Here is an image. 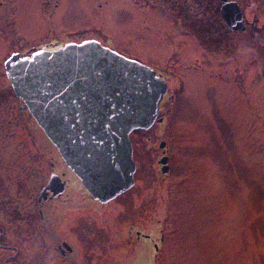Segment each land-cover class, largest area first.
Returning a JSON list of instances; mask_svg holds the SVG:
<instances>
[{
  "label": "rangeland",
  "instance_id": "374dc122",
  "mask_svg": "<svg viewBox=\"0 0 264 264\" xmlns=\"http://www.w3.org/2000/svg\"><path fill=\"white\" fill-rule=\"evenodd\" d=\"M163 1L182 15L159 0H0V112L7 110L14 129L25 127L12 142L0 140L7 207L36 200L51 175L69 174L41 128L19 111L5 68L12 54L54 40L96 41L151 67L168 86L163 120L130 136L134 186L106 204L47 202L46 229L37 231L35 213L30 225H17L30 233L26 241L7 229L22 257L49 253L48 263L64 240L88 251L89 264H264V40L238 43L221 32V49L206 48L189 24L211 12L200 15V0ZM237 1L247 20H264L258 0Z\"/></svg>",
  "mask_w": 264,
  "mask_h": 264
},
{
  "label": "water",
  "instance_id": "95a60500",
  "mask_svg": "<svg viewBox=\"0 0 264 264\" xmlns=\"http://www.w3.org/2000/svg\"><path fill=\"white\" fill-rule=\"evenodd\" d=\"M233 21L241 24L237 9ZM16 60L7 71L18 99L93 198L105 203L129 190L135 172L129 136L157 121L165 81L97 42ZM63 185L54 176L46 189L58 193Z\"/></svg>",
  "mask_w": 264,
  "mask_h": 264
},
{
  "label": "flooded vegetation",
  "instance_id": "af4514ba",
  "mask_svg": "<svg viewBox=\"0 0 264 264\" xmlns=\"http://www.w3.org/2000/svg\"><path fill=\"white\" fill-rule=\"evenodd\" d=\"M173 1H180V0H173ZM183 1V0H182ZM229 1H235L238 5V7L240 8L241 12H242V21L244 24V30L243 31H232V29L230 30L224 23L223 20L220 21L219 24L214 23V20L212 19H218L219 17L221 18V12L223 9V3L220 0H200V6H202V8L200 9V15H204L208 12H211L212 14V19H207L204 22L200 21V31H206V32H212V33H220V31L224 32V31H228L229 32V38H232V35H235L234 40L235 41H246V40H252L257 44L259 43H263L264 40V20H260L257 17V20L259 19L261 21L260 25L258 24L257 20H254V18H252L251 20H247L245 17V14L243 12V8L240 4L239 1L237 0H229ZM184 2V1H183ZM258 5L256 8V12L257 15L263 16V9H259V7L264 6V0H258ZM168 5V3H167ZM181 9L179 8L176 11L177 15L180 16L182 15L181 13ZM171 11H174L172 8H170ZM210 10V11H209ZM257 21V22H256ZM202 23H205L204 25ZM210 26H208V24H210ZM254 29H262V30H253ZM242 32H245L244 37L240 36L239 33L241 34ZM241 41V42H242ZM221 42L217 41V44L219 45ZM62 46V42L60 40H54V42H49L47 44H45L42 48V50H56L58 48H60ZM32 52H27V53H23L20 54L21 58H30L32 56ZM2 108V107H1ZM19 111L22 115L24 114H28V116L30 115L28 110L24 107V105L19 104ZM10 114L7 112V110H5V112H0V121L1 119L5 121V123L0 122V140H3L5 142H12V136L13 134H15V132L19 131L22 132L23 130H25V127L23 126H19L20 122H16L15 123V127L16 128H21L19 129H14L13 128V122L11 120V116H9ZM31 119V118H30ZM27 125V122H24ZM5 142H3L5 144ZM5 161H3L2 164H0V172H2L5 169ZM69 170V174H68V178H66L67 174L66 173H61V174H56L59 175V177L61 178V180L65 183L64 186V193H61L60 195L57 196H53L54 194L50 191V190H46L45 192V197H43V199H40L41 195V191L45 188V186L47 184H44V186L42 187L41 191L39 192V194H37L38 196L36 197V200L32 199L29 202H26L23 204L20 203H15V202H11V206H6L5 205V201H0V207H3L2 209H0V264H89V262L87 261V257L90 256L89 253H87L88 251H86V253L82 252V250L80 249H75L73 245L69 244L70 241H64L62 240L60 244H57V246L53 247V249L51 250L53 255L55 254L56 257H54L52 260H49V262L47 263V260L43 259L44 257H50L45 256V254L43 256H38L36 259L33 258V255L31 257V255H27V257L25 256H21V252L18 251L17 246H13L12 244L9 243L8 239L6 238V235L8 232V230L10 228H13L15 231H18L17 225L20 224H25L26 226L30 225L32 223V215L31 213H35L39 215V218L42 219V222H39L37 224V231L38 229H46L47 225L49 223H51V220H47L46 216H45V212L43 210V206L44 204H46L47 202H54L55 200L57 201H63L64 203H68V202H72L77 200V198L79 197L81 199L80 202H86V201H91L93 200L92 197L90 196V194L88 193V191L86 190V188L82 185V182L79 180V178L76 176V174L71 171V169ZM9 173L11 172V169L8 170ZM9 177V175L7 174L6 177H2L0 179V184H2L3 180H7ZM5 180V181H6ZM77 188V190H81V188L83 189V193L81 192L80 194H77V190H75ZM87 196L89 197L87 199ZM87 199V200H86ZM30 206V207H29ZM60 223L57 225H53V226H60L61 224V219ZM36 225V223L34 224ZM39 226V227H38ZM8 229V230H7ZM60 230V227H59ZM18 234H20L22 236V242L26 241L29 237L28 232L23 233L22 231H18ZM139 235V234H138ZM8 241V242H7ZM77 244V243H76ZM48 249H44V252L46 253ZM50 251V252H51ZM14 254H11V253ZM18 252L20 254H18ZM34 252V251H32ZM43 252V250H42ZM49 252V251H48ZM78 252V254H77ZM35 253V252H34ZM22 257L20 260L18 261L17 259L19 257ZM42 259L44 261H42ZM38 260V261H37ZM86 260V261H85Z\"/></svg>",
  "mask_w": 264,
  "mask_h": 264
},
{
  "label": "trees",
  "instance_id": "16d2710c",
  "mask_svg": "<svg viewBox=\"0 0 264 264\" xmlns=\"http://www.w3.org/2000/svg\"><path fill=\"white\" fill-rule=\"evenodd\" d=\"M195 33L200 38V27H198L197 29H195ZM207 48L215 49V48H213V46L211 44H207Z\"/></svg>",
  "mask_w": 264,
  "mask_h": 264
}]
</instances>
